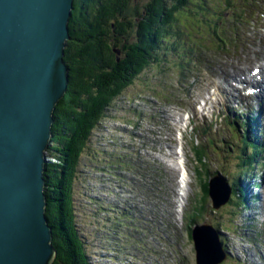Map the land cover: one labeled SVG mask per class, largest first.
Returning a JSON list of instances; mask_svg holds the SVG:
<instances>
[{"label": "rangeland", "instance_id": "1", "mask_svg": "<svg viewBox=\"0 0 264 264\" xmlns=\"http://www.w3.org/2000/svg\"><path fill=\"white\" fill-rule=\"evenodd\" d=\"M148 1L133 0L126 12L128 18L134 20L138 16L136 11L141 14ZM194 1L198 10L193 8L195 14L191 17L192 20H196L194 16L198 19L194 25L184 24L191 40L185 42L183 61L172 53L167 57L164 53L157 63L151 64L138 75L113 101L107 118L100 123L79 159L78 176L74 182L75 214L92 264H175L178 260L182 262L181 254L190 256V263L183 256L182 264H194L191 259L195 257L193 246L187 245L185 231L181 229L184 230L188 224L193 225L196 220L191 213L194 214L200 208L201 183H207L210 178L204 167H201L203 176L198 181L197 191L191 141L195 138L203 140L201 132L205 129L208 131L210 128L207 136L216 145L210 153L200 149L204 159L209 157L210 171L219 168L228 178L240 176V181L247 173L246 179L249 180L246 182L251 184V190L256 184L251 183L255 178L261 185L264 184V152L255 157L256 165L253 168L250 165L241 167L240 155L224 152L235 135L242 136V132L235 123L233 129L225 125L231 119L230 113H235L222 109L221 99L216 96L217 85H214L221 83L224 62L229 63V72H232L242 70L243 65L251 64V69L258 67L256 63L264 60V0H258L254 7L262 14L249 12L243 25L237 27L233 25L232 13H240L236 8L240 4L239 0H230L229 12H225L224 0ZM201 8L205 10L203 14ZM219 10L222 14L215 13ZM217 18H220L219 22H216ZM216 30L222 32L220 34L224 43L218 39L210 40L216 37ZM258 31L262 32L260 37H257ZM250 39L252 42L247 44ZM124 40L116 44L120 51L118 57L122 54L121 47L132 43L134 37ZM232 40L236 41L232 43ZM165 116L172 117L171 125ZM234 129L237 130L234 132ZM179 133L182 134L180 141L177 140ZM205 145L209 146L210 141L205 142ZM171 147L172 151L176 147L186 150L189 156L188 166L185 161L184 165L190 177L185 188L186 200L190 203L185 210L189 214L188 218L181 216L182 225V219L177 214V231L172 229L175 235L181 231L179 245L169 247L165 239L157 238L161 233L153 220L159 216L157 206L160 197H165L168 205L170 200L175 201L172 197L175 191L171 188L177 189V170L173 172L171 165L175 166L177 157L171 154ZM143 150L149 153L148 157L140 154ZM136 172H142L144 178H138ZM161 174L163 177H160ZM128 179L136 180L130 183ZM138 179L142 180L140 186L135 185L140 182ZM148 182L154 186H144ZM138 187H142L143 196ZM249 192L252 196L256 193L259 199L254 195L249 209H243L244 219L240 215V218L236 216L229 220L228 207L223 212L209 208L207 219L220 228L218 237L220 240L223 237L224 249L230 257L223 264H264V222H260L264 215V185L261 191L253 194ZM179 199L178 208H182ZM184 205H187L185 200ZM238 209L236 207L235 212ZM166 227L171 234L169 227ZM158 240L162 246L161 254L157 253L159 248L156 249ZM245 255L247 257L241 262Z\"/></svg>", "mask_w": 264, "mask_h": 264}, {"label": "water", "instance_id": "2", "mask_svg": "<svg viewBox=\"0 0 264 264\" xmlns=\"http://www.w3.org/2000/svg\"><path fill=\"white\" fill-rule=\"evenodd\" d=\"M73 1L0 0V264H52L56 255L43 171L68 84ZM209 195L216 209L228 201L222 179L210 181ZM207 230L194 234L196 262L219 264L221 246Z\"/></svg>", "mask_w": 264, "mask_h": 264}, {"label": "trees", "instance_id": "3", "mask_svg": "<svg viewBox=\"0 0 264 264\" xmlns=\"http://www.w3.org/2000/svg\"><path fill=\"white\" fill-rule=\"evenodd\" d=\"M132 1H73L68 23L70 39L63 58L68 67V84L55 107L47 148L50 161L44 171L45 216L56 250L52 264H92L75 214L74 182L81 154L107 118L113 101L138 75L164 53L166 57L172 53L181 58L186 40H191L184 24L194 25L198 19L191 17L195 14L193 8L198 10L194 0H149L143 12L136 11L138 16L132 20L126 14ZM228 2L224 0L223 4ZM248 4L251 3L244 6ZM200 10L202 14L205 11ZM132 36L134 41L123 45L118 57L116 44ZM201 186L205 197L207 184L202 182ZM234 205L239 207V203ZM196 212L200 214V210Z\"/></svg>", "mask_w": 264, "mask_h": 264}, {"label": "bare ground", "instance_id": "4", "mask_svg": "<svg viewBox=\"0 0 264 264\" xmlns=\"http://www.w3.org/2000/svg\"><path fill=\"white\" fill-rule=\"evenodd\" d=\"M217 13L218 14H221V12H217ZM261 34H262V32L258 31L257 37H260ZM260 59H262V58H260ZM261 61L262 62L258 63L261 72L258 73L257 75L251 74V71H253L254 68H258V67H254V68H252L250 70L251 64H249V65H243L242 66V70H235V71L229 72L230 65H229V63H225L224 62L225 65L223 63V73H222L223 74V77H222V81H223V84H225V86H222V85H219L218 86L217 85L218 88H220V94H217L216 96L217 97H220V99H221L222 109H227V110H230V111L235 112V113L238 112L240 109H242V113L243 114L248 113V110H250L249 114H254L255 113V110L253 109V107L243 108L244 105L241 104V99L245 98V99L248 100V102L250 104H253V102L249 99V97H250L251 94H248V91H250L251 88H259V93H256V94H253V95H254V98H255V100L257 102H260L261 99H263V110H262V107H261V109L258 107V111L257 112L262 111L261 112V120H262V124H263L262 133L264 135V60L262 59ZM258 75H260V77H261L260 79H257V76ZM230 83H233V84L237 83L238 85L242 86V88L239 90L238 88H235V87L231 86ZM203 101H204V99H203ZM204 106H206V103L205 102H204ZM165 117L169 119V125H171V123H172V117H167V116H165ZM234 132H235V130H234ZM182 155L184 157L183 158L184 161L187 163V166H188V164H189V156L187 155V151L182 149ZM46 156H47V151H46ZM242 158L243 159H246L245 153L242 154ZM49 161H50V159L49 158L48 159L46 158L45 166H46V164ZM194 163L196 164V161ZM253 163L255 164L256 161L253 160ZM45 166H44V171H45ZM196 169H197L196 170L197 172H201L200 169H202V168H201V166H200L199 163H197V168ZM44 171H43V177H44ZM197 172H195V174H196V179H197L196 188H197V191H198V181L200 179V173H197ZM258 177L261 178L260 176H258ZM188 183H189V177H188L187 172L185 171V175L182 174L179 177V179H178V189H179V191H182L183 193L177 192L176 193V196H175L176 201L178 202V199L180 198L179 199V202H181V205H183L182 208H178L179 209L178 212L181 210V211H183L182 213H181V211L179 213L176 212L177 202L174 201V203H175V211H174V214H178L180 217H181V215L183 213H185V210L189 206V203H190V202L188 203V201L186 200L187 199V193L183 189V186L186 188V185ZM138 184H140V182ZM141 184H142V181H141ZM152 185L153 184H151L150 182H148L144 186H146L147 188H152ZM193 185H194V190H195V183H193ZM200 191H201L202 200H203L205 197H203V193H202L201 187H200ZM140 194L142 195V192L141 191H140ZM257 198L259 199V196L258 195H256V199ZM184 200H185V203H187L186 207L184 205ZM159 202H160V204H164L165 203V197H163V196L160 197ZM169 207H170V209L172 211V209L174 207V204L172 202H170L169 203ZM198 210H200V208ZM169 214H172V213H169ZM161 216H162L163 220L165 221V224L170 229V226L166 222L165 215L162 213ZM81 238H82V236H81ZM176 239H177V237H176Z\"/></svg>", "mask_w": 264, "mask_h": 264}, {"label": "clouds", "instance_id": "5", "mask_svg": "<svg viewBox=\"0 0 264 264\" xmlns=\"http://www.w3.org/2000/svg\"><path fill=\"white\" fill-rule=\"evenodd\" d=\"M118 55V54H117Z\"/></svg>", "mask_w": 264, "mask_h": 264}]
</instances>
